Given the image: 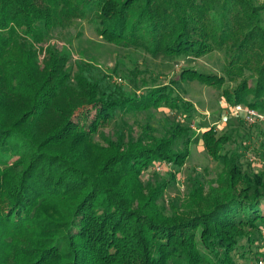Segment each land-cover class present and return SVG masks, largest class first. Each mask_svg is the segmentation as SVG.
I'll return each mask as SVG.
<instances>
[{"label":"trees","instance_id":"obj_1","mask_svg":"<svg viewBox=\"0 0 264 264\" xmlns=\"http://www.w3.org/2000/svg\"><path fill=\"white\" fill-rule=\"evenodd\" d=\"M261 12L250 0H0V264H235L239 241L264 230V173H242L241 156L224 152L228 138L178 125L162 138L149 129L135 142L92 138L117 110L167 107L190 121L183 82L227 87L228 104L264 113ZM76 20L114 45L191 59L219 51L224 64L218 74L183 69L136 96L71 75L68 55L44 48ZM89 108L92 121L71 127ZM200 141L225 173L165 216L166 185L143 187L140 177L159 160L181 167Z\"/></svg>","mask_w":264,"mask_h":264},{"label":"rangeland","instance_id":"obj_2","mask_svg":"<svg viewBox=\"0 0 264 264\" xmlns=\"http://www.w3.org/2000/svg\"><path fill=\"white\" fill-rule=\"evenodd\" d=\"M250 1L254 6H264V0ZM260 25L264 28V12L260 13ZM48 45L68 55L66 66L71 75L80 70L92 80H101L103 85H120L136 96H142L153 86H170L172 81H179L183 69L218 74L224 64V56L219 51L200 59H191L162 54L152 56L140 49L114 45L103 40L93 25L82 20L74 21L65 29L54 30L43 44L44 48ZM44 56V51L39 53V60L42 61ZM232 85L228 83V86ZM227 93V87L215 91L196 82H183L179 94L194 107L190 121L167 107L126 113L117 110L110 119L99 125L92 139L103 145L101 137L111 141L122 137L127 143L129 140L135 142L146 129L152 132L153 137L162 138L177 125L188 128L191 136L214 128L217 136L229 140L224 144V152H235L241 156V172L250 177L258 176L264 173V113H261V119L249 118L246 114L248 109L239 105V110L237 105L231 106L225 101ZM84 116L90 123L94 109L79 110L72 117L70 126L80 125ZM181 142L179 139L174 148L181 149ZM224 173V166L210 157L200 141L190 146V154L181 167L159 160L143 172L140 182L143 187L150 188L158 184L166 185L157 206L165 216H170L185 209L193 189L200 188L204 195L207 194L211 188H216ZM262 246L264 230L251 234L249 240L241 239L231 254L232 259L235 264H260L259 261L264 262Z\"/></svg>","mask_w":264,"mask_h":264},{"label":"built area","instance_id":"obj_3","mask_svg":"<svg viewBox=\"0 0 264 264\" xmlns=\"http://www.w3.org/2000/svg\"><path fill=\"white\" fill-rule=\"evenodd\" d=\"M237 108L240 110L241 108L239 107V105L237 106ZM246 114L249 118H262V114L259 112H255L253 110H246ZM157 170H159L158 167H156ZM260 264H264V262L259 261Z\"/></svg>","mask_w":264,"mask_h":264}]
</instances>
